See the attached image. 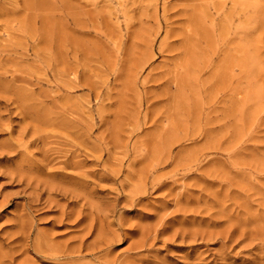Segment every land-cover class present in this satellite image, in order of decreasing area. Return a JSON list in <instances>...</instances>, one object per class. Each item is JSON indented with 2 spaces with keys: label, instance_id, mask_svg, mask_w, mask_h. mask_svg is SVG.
<instances>
[{
  "label": "rangeland",
  "instance_id": "obj_1",
  "mask_svg": "<svg viewBox=\"0 0 264 264\" xmlns=\"http://www.w3.org/2000/svg\"><path fill=\"white\" fill-rule=\"evenodd\" d=\"M0 264H264V0H0Z\"/></svg>",
  "mask_w": 264,
  "mask_h": 264
}]
</instances>
